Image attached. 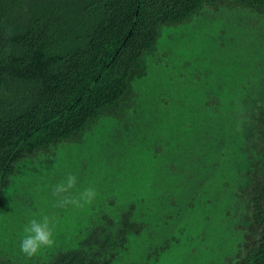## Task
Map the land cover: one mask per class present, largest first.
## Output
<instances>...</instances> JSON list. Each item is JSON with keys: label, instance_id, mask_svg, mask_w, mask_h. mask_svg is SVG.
<instances>
[{"label": "trees", "instance_id": "1", "mask_svg": "<svg viewBox=\"0 0 264 264\" xmlns=\"http://www.w3.org/2000/svg\"><path fill=\"white\" fill-rule=\"evenodd\" d=\"M0 222V264H264V0H0Z\"/></svg>", "mask_w": 264, "mask_h": 264}, {"label": "clouds", "instance_id": "2", "mask_svg": "<svg viewBox=\"0 0 264 264\" xmlns=\"http://www.w3.org/2000/svg\"><path fill=\"white\" fill-rule=\"evenodd\" d=\"M77 176L69 174L62 182L52 186L53 207L63 209L69 206L82 208L90 205L97 197L93 187H86L78 194H73L77 186ZM56 217L45 214L31 219L23 228L24 236L20 241L19 251L27 258L37 256L42 249L51 248L55 244L54 228Z\"/></svg>", "mask_w": 264, "mask_h": 264}, {"label": "rangeland", "instance_id": "3", "mask_svg": "<svg viewBox=\"0 0 264 264\" xmlns=\"http://www.w3.org/2000/svg\"><path fill=\"white\" fill-rule=\"evenodd\" d=\"M167 76H170V75L167 74ZM141 143H142V146L146 147V150L149 152L148 155H149L150 159H149V163L148 164L150 166L158 165L159 159H154L153 158V154L152 153H154V151L152 152L151 151V148H150V144H151L150 143V138L149 137L143 138L141 140ZM153 145L154 146H157L158 144L157 143H154ZM153 145H152V147H153ZM136 162H137L136 164H133L132 163V165L129 166L130 176H129V178L126 179V183L124 184V186L127 187V188H128V186L135 184V181L134 180H138L139 182H141L142 180H144L142 178V175H140V171H144V172L146 171V172H148L147 169H148V166L149 165H145V163H144V165H142V163L139 162V161H136ZM150 175H152V174H150ZM66 177L67 176H65V178ZM127 191L128 190H126V191L125 190H122L120 187L117 188V190H116V192L122 193V194H125V192H127ZM13 221H15V220H13ZM10 224H12V222ZM0 230H1V225H0ZM42 252H40V253H42ZM27 260H28V258H27Z\"/></svg>", "mask_w": 264, "mask_h": 264}]
</instances>
